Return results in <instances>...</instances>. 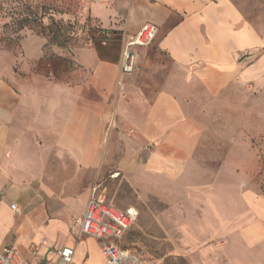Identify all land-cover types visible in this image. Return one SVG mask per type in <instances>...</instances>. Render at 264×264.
Listing matches in <instances>:
<instances>
[{"label": "crops", "instance_id": "1", "mask_svg": "<svg viewBox=\"0 0 264 264\" xmlns=\"http://www.w3.org/2000/svg\"><path fill=\"white\" fill-rule=\"evenodd\" d=\"M240 3L91 2L95 24L116 34L147 22L157 27L121 87L116 37L85 49L78 59L83 69L75 72L83 78L73 83L9 80L0 65V248L14 243L33 264H46L72 246L76 262L107 264L98 240H76L73 229L90 175L107 168L130 188L158 196L166 189L183 198L189 189L225 187L217 181L236 169L222 157L236 158L242 137L211 133L203 119L217 110L225 126L237 120L254 102L248 97L244 105V95L264 79V0ZM209 201L210 221L233 220L221 214L225 202Z\"/></svg>", "mask_w": 264, "mask_h": 264}, {"label": "rangeland", "instance_id": "2", "mask_svg": "<svg viewBox=\"0 0 264 264\" xmlns=\"http://www.w3.org/2000/svg\"><path fill=\"white\" fill-rule=\"evenodd\" d=\"M93 1L30 0V5H37L39 11L40 6L58 11L55 18L64 21L58 38L62 45L52 39L50 30L40 26L24 28L11 36L2 34L0 20V65L5 78H49L68 83L82 79V74L75 73L83 69L78 59L85 49L95 48L90 27H101L88 14ZM235 1L252 4V0ZM244 9L248 17L252 16L250 7ZM47 21L44 19V25ZM248 97L254 99L250 108L240 110L238 113L242 114L227 126L217 110L211 118L203 119L211 133L242 137L237 144V157H222L226 164L234 163L236 169L217 181L226 188L216 185L189 189L183 198L179 192L168 194L171 190L166 189L158 196L151 190L130 188L121 176H110L111 168L96 177L90 175L89 184L101 182L108 199L118 209L136 208L138 216L121 244L144 264H264V79L244 95V105ZM214 168L211 165L209 179ZM211 197L227 204L221 214H226V218L234 216L233 220L210 221L215 210L210 205ZM227 232H233L232 237H222Z\"/></svg>", "mask_w": 264, "mask_h": 264}, {"label": "built area", "instance_id": "3", "mask_svg": "<svg viewBox=\"0 0 264 264\" xmlns=\"http://www.w3.org/2000/svg\"><path fill=\"white\" fill-rule=\"evenodd\" d=\"M157 33V27L152 23L142 24L135 32L114 33L102 27L95 28L92 38L99 44H106L117 38L120 44L119 78L117 85L122 86V77L131 74L137 65L138 50L148 46ZM114 173L112 176H117ZM1 196V195H0ZM12 209H17L13 203ZM138 216L134 207L125 210L118 209L108 199L101 182L94 181L89 188V194L84 211L73 223L76 240L90 235L98 240L101 252L107 264H144L140 258L119 244L132 223ZM57 258L46 264H80L74 260V247L63 246L56 251ZM0 264H33L18 249L14 243L0 248Z\"/></svg>", "mask_w": 264, "mask_h": 264}, {"label": "trees", "instance_id": "4", "mask_svg": "<svg viewBox=\"0 0 264 264\" xmlns=\"http://www.w3.org/2000/svg\"><path fill=\"white\" fill-rule=\"evenodd\" d=\"M29 2L30 0H0V20L3 21L1 33H7V36H11L24 28L33 29L40 26L43 29L50 30L52 39L56 40L57 45H62L58 38L61 36L60 31L63 29L64 21L61 17L55 18L58 11L44 9L43 6H40L41 10L39 11L37 5L32 6ZM59 14H62V12L60 11ZM44 19L48 20L46 25H44ZM95 28L97 27H90L92 34Z\"/></svg>", "mask_w": 264, "mask_h": 264}]
</instances>
